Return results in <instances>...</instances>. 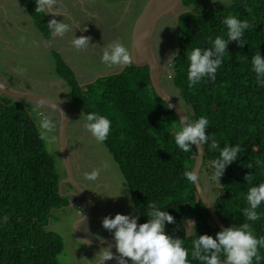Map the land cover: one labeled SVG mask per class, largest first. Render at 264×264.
Returning <instances> with one entry per match:
<instances>
[{
  "label": "trees",
  "instance_id": "trees-1",
  "mask_svg": "<svg viewBox=\"0 0 264 264\" xmlns=\"http://www.w3.org/2000/svg\"><path fill=\"white\" fill-rule=\"evenodd\" d=\"M45 38L51 30L44 12H37L39 0H17ZM187 12L176 22L177 53L171 64L170 82L176 90L186 117L192 121L205 116L210 121L206 135L214 134L221 147L241 144L245 149L229 165L219 183L210 161L218 151L204 146L205 171L218 188L211 201L221 223L227 228L248 222L242 211L248 207L250 187L264 182V87H259L251 58L260 51L264 57V0H233L214 5L213 0H183ZM247 19L253 29L245 32L246 46L228 45L229 55L218 69L215 81L207 78L190 88L187 54L195 47L209 48V40L227 37L223 20L229 15ZM56 73L70 90L85 117L96 112L107 116L112 127L102 144L117 164L129 188L141 224L148 221L147 205L156 202L174 217L166 232L183 239L189 249L199 235L215 238L220 232L200 200L193 183L184 173L192 170L197 152H184L174 142L179 120L157 97L147 67L129 65L118 75L98 78L79 86L73 72L54 54ZM29 103L0 97V264H59L63 251L61 237L47 227L51 213L64 208L68 200L59 195L60 176L55 159L26 111ZM30 105V104H29ZM252 163L253 168H247ZM200 172V173H201ZM253 174L251 183L245 176ZM264 213V204L258 209ZM194 222L195 226L193 225ZM257 236H264V219L252 224ZM264 255V249L261 250Z\"/></svg>",
  "mask_w": 264,
  "mask_h": 264
},
{
  "label": "rangeland",
  "instance_id": "rangeland-1",
  "mask_svg": "<svg viewBox=\"0 0 264 264\" xmlns=\"http://www.w3.org/2000/svg\"><path fill=\"white\" fill-rule=\"evenodd\" d=\"M148 1L55 0L54 6L47 13L49 21L56 19L59 22L62 20L69 25V30L63 37L54 36L52 31V37L49 40L43 39L34 30L32 21L22 6L12 4L15 7L7 8L10 16L5 19V22L4 16L0 17V39L6 41L4 36L16 38L20 35L18 38L20 42L37 49H32L35 51L30 53L20 52L23 56H28L29 59V61L20 62L15 60L12 55L16 49L7 50L3 48L5 42L0 41V80L7 85L18 84L26 90H29L28 88L32 84H37V90H45L47 84L53 85L55 81V77L49 73L54 67L53 61H48L50 56L45 53L49 50L60 52L64 60L74 69L81 84L91 83L97 79L98 75L115 72L119 66L102 62L103 47L119 41L131 53L134 25ZM232 1L213 0V4L228 5ZM1 3L2 0H0ZM54 13L59 15H52ZM7 20L11 22V26L7 25ZM85 27L87 31L82 32ZM17 31L32 32V35H21ZM75 35L76 37L81 35L90 37L92 45L86 49L77 50L72 45ZM151 38L155 59L160 66L169 70L162 74V86L166 93L183 106L169 76L171 64L176 56L173 54L177 53L174 18L168 16L159 21ZM19 50L20 48H18ZM30 61L34 63L33 66H22L21 68L18 66L19 64L29 65ZM5 72H10L14 81L8 79ZM66 88V85L63 84L58 95L69 100L70 103L67 128L69 161L75 182L87 194L79 191L77 197H70V199L68 196L65 197L68 200V205L51 213L47 228L58 234L63 241V251L58 256L59 264H101L104 248H107L109 244L113 245L112 252L115 261L112 264H118L116 257L119 256V253L115 248L113 232L104 229L102 221L108 216L114 218L116 214L139 217L140 215L133 205L129 188L117 164L106 147L86 129L87 120L81 106L70 100ZM29 104L26 111L29 112L32 122L43 138L47 152L55 159L56 170L61 179L59 184H61L66 179V171L59 148L60 113L45 105L30 102ZM45 118L53 122V130L48 131L41 128L40 125ZM94 170H98L99 175L96 180H89L87 176ZM199 177L207 197L211 201L214 200L218 193L216 184L210 180L205 171L201 172ZM72 190L75 189L70 183H62V194L66 195ZM90 205L91 210L88 212ZM138 224H141L140 218ZM128 264H132V262L129 260Z\"/></svg>",
  "mask_w": 264,
  "mask_h": 264
},
{
  "label": "clouds",
  "instance_id": "clouds-1",
  "mask_svg": "<svg viewBox=\"0 0 264 264\" xmlns=\"http://www.w3.org/2000/svg\"><path fill=\"white\" fill-rule=\"evenodd\" d=\"M54 4L55 0H39L36 11L48 13ZM223 24L227 29L226 38L217 36L214 40H209L211 47H195L187 54L189 62L187 80L190 88L195 87L205 78L215 81L218 69L223 65L225 56L229 55L227 49L230 42H236L240 48L247 45L244 40L245 32L253 29V25L247 19L242 20L236 15L229 14L223 20ZM48 26L56 37H63L69 30V25L62 20L58 22L52 19ZM86 31L85 27L82 32ZM72 45L77 50L86 49L92 45L91 38L75 35ZM101 59L105 64L121 67L133 63V55L119 41L103 47ZM251 66L258 86L264 87V57L261 56L260 51L251 58ZM164 96L169 98L165 94ZM167 107L171 109L173 105L168 104ZM182 113L174 137L175 144L184 152H191L193 145H197L201 150L208 145L210 151H218V157L210 161V166L214 178L219 183L226 168L236 162L245 149L238 143L234 146L227 144L221 147L214 134L206 135V130L210 127L207 117L201 116L197 120L190 121L183 111ZM86 120V129L98 142L107 140L112 127V122L107 116L91 112L87 114ZM40 126L48 131L54 128L53 122L48 118H45ZM254 163L257 167H264L262 159H256ZM247 168L252 169L253 164L249 163ZM98 175L99 171L94 170L87 178L96 180ZM184 176L189 182L199 185V173L195 170L186 171ZM252 179L251 173L245 176L247 183H251ZM245 198L248 207L243 209L242 214L246 221L252 223L231 225L216 233L215 238L207 234L199 235L193 241L191 249V257L199 264H264V255H261V250L264 249V236L258 237L252 227L253 223L264 219V213L258 211L264 204V182L250 187ZM147 208L149 219L143 224H138L140 217L134 215L116 214L114 218L108 216L103 219L102 227L113 232L115 248L119 253L116 257L118 264H128L129 260L132 264H190L189 249L184 247L183 239L174 238L166 232V224H173L174 217L168 211L161 210L156 202L149 203ZM7 220L8 217L3 216L0 218V224L6 223ZM192 223L195 226L193 221ZM112 247L113 245L109 244L104 248L101 264L114 259Z\"/></svg>",
  "mask_w": 264,
  "mask_h": 264
},
{
  "label": "water",
  "instance_id": "water-1",
  "mask_svg": "<svg viewBox=\"0 0 264 264\" xmlns=\"http://www.w3.org/2000/svg\"><path fill=\"white\" fill-rule=\"evenodd\" d=\"M187 8L183 5V0H149L142 13L138 17L132 34V43H131V54L133 55V63L130 65H134L135 67L142 68L147 67L149 71V77L151 86L159 99H161L166 105L171 104L173 107L171 110L174 112L178 120L182 116V107L179 102L165 92L164 88L161 85V74L165 70L168 69L166 67H162L159 65L157 60L155 59L152 47V32L155 30V27L162 19L172 16L174 20L177 22L179 16L185 12H187ZM129 66V65H128ZM127 66H119L115 72H109L107 74L98 75V78H104L111 75L121 74ZM169 72V71H168ZM172 73V71H170ZM82 86V85H81ZM169 98H166L164 94ZM9 97L13 99V101H20L26 103H33L37 105H45L51 108L57 106L60 111V123L58 127V138H59V148H60V157L62 159L65 171H66V179L65 183H70L74 187V194H62V183L59 184V195L61 197H77V192H82L83 194H87L83 188L75 182L73 178V171L71 168V162L69 161L70 153L68 151V136H67V125L69 122L68 114L66 109L62 106V104L58 101L51 100L42 94L32 93L30 91H18L10 88L0 81V97ZM46 101V103H43ZM184 112V111H183ZM185 114V113H184ZM186 116V115H185ZM196 152L197 157L194 162V166L192 170H195L200 174V171L204 162V149H200L197 145H193ZM195 189L200 197L201 202L204 207L208 211L212 221L217 226V228L222 231L226 227L221 223L218 218L214 207L211 203L209 197H207L205 189L203 188L201 181L199 180V185H195ZM203 192H202V191ZM89 197V196H88ZM73 206V205H72ZM91 210V205L88 208V212Z\"/></svg>",
  "mask_w": 264,
  "mask_h": 264
},
{
  "label": "flooded vegetation",
  "instance_id": "flooded-vegetation-1",
  "mask_svg": "<svg viewBox=\"0 0 264 264\" xmlns=\"http://www.w3.org/2000/svg\"><path fill=\"white\" fill-rule=\"evenodd\" d=\"M15 4H18L19 6H22V4H20V2H18L17 0H2V3L0 4V17H1V15H3L4 17V22H5V19L8 17V16H10V12H9V10L7 9L8 7H10V8H13V7H15V6H13V5ZM12 6V7H11ZM23 7V6H22ZM24 8V7H23ZM25 9V8H24ZM25 13H26V15H27V12H26V9H25ZM28 16V15H27ZM45 16H46V18H47V21H48V23L50 22L49 21V18H48V15H47V13H45ZM29 18V17H28ZM31 20V19H30ZM32 21V20H31ZM7 25L8 26H11V22L10 21H8L7 20ZM32 24H33V26H34V30H36V32L41 36V37H43V35L42 34H40L39 32H38V30H37V28H36V26L34 25V23L32 22ZM16 29V28H15ZM51 30V33H50V37L49 38H45V37H43V39H45V40H49V39H51V37H52V29H50ZM17 33H19V34H21V35H23V34H29V35H32V32H20V31H17ZM19 36L20 35H18L16 38L15 37H8L7 38V36H4L5 38H6V41H5V39H0V41H3V42H5V46L3 47V48H5V49H9V50H12V49H10V48H14V50L16 49V51H14L13 52V56L15 57V60H19L20 62H22V61H29V59L27 58L28 56H23V54H20V52H25V53H30V52H33V51H35L37 48H34L33 46H26V45H24L25 43H23V42H20L19 41ZM18 48H20V50L18 51ZM32 49H35V50H32ZM27 51H29V52H27ZM45 53H47V54H49V56H50V58H49V60L48 61H53V65H54V67L50 70V74H52L55 78H54V84L52 85V84H47L48 85V87H47V85H46V88H45V90H37V84H32V85H30V87L28 88L29 90H26V89H24V88H22V87H20V85H7V84H5L4 82H2L1 80V82L2 83H4L5 85H7V86H9L10 88H12V89H15V90H18V91H22V92H25L24 90H26V91H30V92H32V93H36V94H42L43 96H45V97H47V98H49V99H51V100H55V101H58V102H60L61 104H62V106L66 109V112H67V114H68V110H69V105H70V103H69V100H67V99H64V98H61V96H59L58 94H59V92H60V88H61V86L63 85V84H65L66 85V83H65V81L63 80V79H61V78H59L58 77V75H57V73H56V60H55V57L53 56L54 54H57V55H59L60 56V58L63 60V62L65 63V65L73 72V74L75 75V78L77 79V81H78V78H77V75H76V73H75V71H74V69L66 62V60H64V58L62 57V55L60 54V52H58V51H56V50H49V51H47V52H45ZM34 62V61H33ZM33 64L34 63H32L31 61H30V63H29V65H25V64H23V65H21V64H19L18 66L21 68L22 66H33ZM40 67H42V66H40ZM24 68H27V67H24ZM43 68V67H42ZM17 70H18V68H17ZM171 70V69H170ZM169 71V70H168ZM167 71V72H168ZM172 71V70H171ZM7 75H8V79H10V80H12V81H14V77H12V75L11 74H9L10 72H5ZM165 74L166 73V71L164 70V72H162V74ZM161 74V85H163V83H162V77H163V75ZM79 82V81H78ZM20 83H22V81H20ZM87 84H89V83H87ZM87 84H81V83H79V86L80 87H84L85 85H87ZM82 85V86H81ZM29 86V85H28ZM66 89H67V91H68V95H69V97H70V100H73L72 99V97H71V95H70V90H69V88H68V86L66 85ZM163 87V86H162ZM22 89H24V90H22ZM74 101V100H73ZM51 108V107H50ZM51 109H53V110H56L55 112H58V113H60V111H59V108L57 107V106H54V108H51ZM68 118H69V116H68ZM67 128H68V125H67ZM68 144V143H67ZM74 192V190H72V192L71 193H68V194H72ZM78 194H79V192H77ZM74 194V193H73Z\"/></svg>",
  "mask_w": 264,
  "mask_h": 264
},
{
  "label": "crops",
  "instance_id": "crops-1",
  "mask_svg": "<svg viewBox=\"0 0 264 264\" xmlns=\"http://www.w3.org/2000/svg\"><path fill=\"white\" fill-rule=\"evenodd\" d=\"M113 261H115V259H112V260L106 261L105 263L112 264Z\"/></svg>",
  "mask_w": 264,
  "mask_h": 264
}]
</instances>
